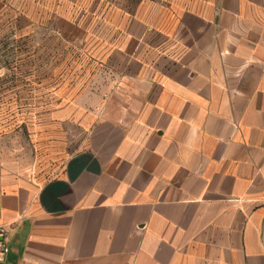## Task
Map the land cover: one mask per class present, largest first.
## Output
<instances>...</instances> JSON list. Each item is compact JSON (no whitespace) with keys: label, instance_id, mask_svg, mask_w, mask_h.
Instances as JSON below:
<instances>
[{"label":"crops","instance_id":"0c3cea01","mask_svg":"<svg viewBox=\"0 0 264 264\" xmlns=\"http://www.w3.org/2000/svg\"><path fill=\"white\" fill-rule=\"evenodd\" d=\"M110 1L133 90L56 176L0 163V264H264V0Z\"/></svg>","mask_w":264,"mask_h":264},{"label":"rangeland","instance_id":"374dc122","mask_svg":"<svg viewBox=\"0 0 264 264\" xmlns=\"http://www.w3.org/2000/svg\"><path fill=\"white\" fill-rule=\"evenodd\" d=\"M93 9V0H0V163L56 176L88 145L81 111L130 96V68L96 40L105 29Z\"/></svg>","mask_w":264,"mask_h":264},{"label":"built area","instance_id":"2783aa9c","mask_svg":"<svg viewBox=\"0 0 264 264\" xmlns=\"http://www.w3.org/2000/svg\"><path fill=\"white\" fill-rule=\"evenodd\" d=\"M4 233L0 231V261H2L3 256H4Z\"/></svg>","mask_w":264,"mask_h":264}]
</instances>
